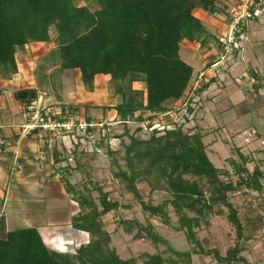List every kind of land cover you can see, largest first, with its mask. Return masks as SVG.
Masks as SVG:
<instances>
[{
    "label": "trees",
    "instance_id": "obj_1",
    "mask_svg": "<svg viewBox=\"0 0 264 264\" xmlns=\"http://www.w3.org/2000/svg\"><path fill=\"white\" fill-rule=\"evenodd\" d=\"M252 1L255 8L264 6V0ZM96 2L98 8L90 10L86 5H75L73 0H0L2 76L16 72V50H22L30 42L50 41L52 28L59 58L58 69H77L82 85L89 91L94 89L96 74L107 75L113 83V92L120 97L118 103L108 109H113L122 123L133 120L152 129L147 139L130 135L124 146L126 169L117 167L114 177L125 182V190L138 199L143 212L160 216L162 224L169 223L165 207L171 205L179 230L184 231L185 238L198 250H175L150 223L124 220L121 223L125 225L124 230L129 232L134 226L135 239L146 236L153 245L164 244L167 251L187 264H191L192 253L210 255L221 264H247L240 254L244 248L243 240L248 239L244 232L249 228L247 225L257 227L259 224L251 220L245 225L231 198L234 194L249 197L253 192H263L264 170L254 165L249 171L246 163L251 158L238 151L237 159L228 157L225 166L215 167L208 158L201 133L182 130L188 112L180 116L183 119L181 124L178 123L180 119L174 121L168 116L174 106H167V102L185 96L192 79L193 67L179 55L182 41L197 42L205 48L208 39L212 38L217 46H222L218 39L210 36L194 11L200 9L210 15L222 14L229 23L231 14L226 5L221 0ZM252 17L255 16L252 14ZM239 24L244 28L246 21ZM139 83L144 86L134 87ZM38 94L35 87H24L16 89L13 97L27 111ZM64 105L60 114L51 116L55 123H64L69 119L67 113L75 112V107L65 112ZM41 111L40 117H44ZM161 116L169 118L163 124H152L155 117ZM93 122L87 118L86 131H90L89 124ZM102 145L100 139L95 146ZM51 153L55 164L66 160L60 158L55 148ZM67 168L68 164L59 166L52 174L59 175L65 193L82 209L71 215L69 225L88 234L89 239L75 245L73 253L61 252L50 249L36 227L6 230L4 216L0 215V264H177L174 258L162 257L158 253L142 252L138 257L120 258L115 247L110 246V234L104 229L101 216L124 206L110 199L109 192L98 186L95 187L98 193L96 205L91 197L78 193L74 184L69 182L64 173ZM138 181L147 182L149 193L162 190L170 198L155 205L145 202L136 186ZM216 205L220 208L214 209ZM209 213L223 214L233 229L234 244L224 255H220L217 249L204 250L195 236L194 228Z\"/></svg>",
    "mask_w": 264,
    "mask_h": 264
},
{
    "label": "rangeland",
    "instance_id": "obj_2",
    "mask_svg": "<svg viewBox=\"0 0 264 264\" xmlns=\"http://www.w3.org/2000/svg\"><path fill=\"white\" fill-rule=\"evenodd\" d=\"M73 1L75 5H86L90 10H96L98 8L96 0ZM221 2L226 5L227 10L229 7L233 8L232 5L227 4V0H221ZM224 18L225 16L222 14H214L211 21H209L210 19L206 20L205 18L199 17L204 28L210 36H213L216 40L226 31V29L219 27V23L225 20ZM248 21L249 20H247V22ZM54 37L55 33L53 29L50 28V41L42 43L30 42L24 46L22 50H16V72L8 73L3 77L0 71V90L3 92V94L0 95L1 107H3L4 104L11 102L14 98L13 92L16 89L30 86L38 89L39 94L42 92L47 94L46 96L48 98L46 103H42V100L39 102L41 109L43 108V104L46 105L49 103L48 108H56L55 106H57V110L59 108V103L56 104L55 102H63L67 110H69L70 107L76 108L75 112L72 114L67 113V115H69V119L66 120L67 122L69 121V123L66 124L67 127L58 129V127H55L52 124L48 125L47 129H41L44 133L40 136L39 140L37 139L38 152L43 148L44 143L47 141V150L49 149L50 151L55 148L59 152L60 158H66V160H63L59 164L53 163L51 165L46 161L49 166L48 168L44 163L40 166L39 163L35 161L37 164L35 174L43 175L52 170V166L54 170H56L57 167L68 164L69 168L65 169L64 173L69 182L74 184L78 193L91 197L95 204L98 205V193L95 187H102L103 191L109 192L110 199H115L123 205L124 207H119L118 209L101 216V219L104 221V229L110 234V246L115 247L120 258L126 259L129 257H138L139 253L148 252L149 254L158 253L162 257L174 258L177 260V264H187L183 259L178 258L171 254L170 251H167L164 244L159 243L153 245L146 236L135 239L134 234L136 228L133 226L130 231L127 232L124 230L125 225L121 224L124 220L133 219L141 224L150 223L154 227V230L163 238L167 239L168 244L175 250H198L195 244L185 238L184 231L179 230L177 218L173 213L171 205L167 204L165 207V212L169 217V223L167 225L162 224V219L159 218L160 216H154L150 215L148 212H143L138 199L134 198L132 193L125 190V182L120 181L113 175V172L117 170V167L126 169L124 146L129 142L130 135L136 138L147 139L149 138L152 129L144 126L145 123L134 122L133 120H130L127 123H122L113 111L111 113L108 106L117 104L120 97L113 92V83L107 79V75L98 74L94 79V89L89 91L82 85L80 73L77 69H58L59 58L57 56L58 53L55 52V43L53 42ZM208 40L209 43H212L213 49H215L217 46L216 42L212 38H209ZM182 46L183 45L180 46L179 55L181 59L185 61L187 54ZM218 48L223 50L222 46H218ZM203 49L204 48H200V55L205 53V50ZM200 55L195 58L199 62H202L204 59ZM196 59L194 60L197 61ZM191 82L194 86V81H192V79L190 80V84ZM143 86L144 85L141 84H135L136 88ZM167 103H171V101ZM16 106L17 105H12V107ZM167 106L170 105L167 104ZM42 110L43 111L41 112L44 113L43 118L46 120L47 117H50V113L46 111L47 107H44ZM54 110L55 109H50L52 112ZM59 111L60 109L57 111V114H59ZM173 111L174 109L169 112L171 119L178 120L179 118H175ZM45 114L47 116H45ZM87 118L94 122L90 125V131H83L82 129H79L80 125L78 124H83V122L86 123ZM166 118L163 116L155 117L152 124L159 122L160 124H163ZM73 120H77V123H74ZM16 122V124H20L19 119H17ZM178 123L182 124V121L179 120ZM184 124L185 123L182 125V130L189 131L190 129ZM245 134L248 136L247 133ZM100 139H102L103 145L97 148L95 145ZM48 144L50 145L48 146ZM107 150H111L112 153ZM52 159L50 158V161ZM3 167H5L4 171H6L4 173L5 176H21V172L18 173L16 170L19 169L20 166L18 167L16 163L13 167H10L9 163ZM57 178L59 179L58 176ZM156 184L157 182L155 185ZM136 186L142 194L145 202H150L155 205L170 198V196L162 190H155L149 193L146 181H138ZM62 188L59 190L54 189L55 195L52 194L53 196L49 197L44 195V197H40L37 193L32 198L28 194H25L24 197L26 203L33 204L34 207L42 208L37 211H43L44 214H47L45 207L50 211L56 209L57 214H54L58 216H52L51 214V217L49 216L47 220L50 224V229H52V226H54V228L56 227V229L64 227L66 226V223L69 225L70 221L68 219H70L71 215L82 211L74 199L66 195ZM0 193L1 196L4 193L2 188H0ZM21 198L23 199V197ZM231 201L237 208L238 215L245 225L251 220L255 224H259L257 227H253V224L247 225L251 229L249 230L248 228L247 231L244 232L248 239L243 240L242 244L244 248L240 254L244 256L247 264H263L264 191L261 193L253 192L249 197L244 196V194H234ZM19 203L20 201H16V206H9L8 202L7 204L5 203L3 207L0 203V214H4L6 230L36 226L35 218L29 213V209L32 210L33 208H22V206H19ZM218 207L220 208L219 205H216L214 206V209ZM223 210L226 211L225 208H223ZM203 219L204 221L201 222L198 227L194 228L195 236L200 242L201 247L204 250L217 249L220 255H224L225 251L229 247H232L235 241L234 232L229 222L223 214L209 213L205 215ZM67 229L72 236L71 244H73V247L72 245L70 247L65 244L63 246L64 248H56L55 250L73 253L76 248L75 245L78 246L80 243L85 242L89 239V235L84 232L76 231L72 229L71 226H68ZM60 230L63 231V229ZM45 233L47 234V232ZM47 240L48 238L44 237V242L49 247L50 243L48 244L49 240ZM190 258L191 264H221L216 262L212 256L200 253H192Z\"/></svg>",
    "mask_w": 264,
    "mask_h": 264
},
{
    "label": "crops",
    "instance_id": "obj_3",
    "mask_svg": "<svg viewBox=\"0 0 264 264\" xmlns=\"http://www.w3.org/2000/svg\"><path fill=\"white\" fill-rule=\"evenodd\" d=\"M227 2L234 7L237 0H227ZM231 8L229 7L228 10L230 11ZM260 10L258 16L250 18L244 25L245 40L242 42L241 48L229 56L224 55V51L220 50L218 46L213 49L212 43L203 49L205 53L202 55H200L199 43L186 40L181 43L187 54L185 62L193 67L192 81H194V86L192 82L189 83L191 86L185 90L184 97L167 104L172 106L175 104L173 111L175 118L180 119V116L182 117L185 112H188L184 125L191 132L199 131L201 133L208 158L218 168L226 165L225 160L228 157L237 159L236 152L238 151L240 154L251 158L246 163V168L249 171L253 169L254 165L264 170V161H261L264 158V6ZM194 14L206 20L210 19L209 21L214 16L200 9H196ZM224 19L219 23V27L227 29L228 18L225 17ZM199 55L204 59L202 62L195 58ZM97 75L94 76V79ZM139 84L143 85L142 83ZM2 94L3 92L0 90V95ZM46 95L44 92L38 94L37 99L27 107L28 111L14 98L8 104H4L3 107L0 106V188L4 190L2 196L0 193V203L2 207L8 202L9 206H16L15 202L20 201L19 206L22 208L32 207L33 211L29 209V213L35 218V227L43 240L44 237H47L49 241L56 239L71 247V245L73 246L71 244L72 236L67 229L70 225L66 223L64 227L56 229L52 226L50 229V224L47 222L51 214L58 216L54 214H57L56 209L53 212L45 207L47 214H44L43 211H37L42 208L34 207L33 204L26 203L24 200L25 194L30 195L31 198L36 193L40 197L43 195L49 197L55 195L54 189L62 188L57 178L59 175L52 174L54 172L53 166L51 167L52 170L43 175L35 174L37 170L35 161L40 166L44 163L47 168L49 166L46 161L49 162V165L53 164L52 150H47V141L38 152L37 139L39 140L44 131L41 129L30 130L31 126L26 129L21 127L31 121V116L28 115L31 114V108L39 105L41 100L42 103H46L48 98ZM55 103H59L57 110V106H55L56 108H48L49 103L42 106L43 108L47 107V111L55 109L54 111L57 113L64 104L63 102ZM12 105L17 106L12 107ZM189 108L192 109L188 111ZM109 110L115 114L113 109ZM168 116L170 117L169 113ZM17 119L20 120L21 125L16 124ZM7 163L10 167H13L15 163L18 167L20 166L16 170L18 173L21 172V176H5L6 171H4L5 167L3 166ZM37 199L39 200L38 197ZM0 215L4 216V214ZM49 243L50 249H56L51 242Z\"/></svg>",
    "mask_w": 264,
    "mask_h": 264
},
{
    "label": "built area",
    "instance_id": "obj_4",
    "mask_svg": "<svg viewBox=\"0 0 264 264\" xmlns=\"http://www.w3.org/2000/svg\"><path fill=\"white\" fill-rule=\"evenodd\" d=\"M263 1V0H261ZM260 12V9L255 8L254 3L252 0H239V2L237 3V5L231 10V21L228 24V27L226 29V31L221 34V36L218 37L219 41L222 43V48L224 50V55L226 54H230L231 52H233L234 50L238 49L241 46V42H243L245 35L243 32V28L241 26V24H239L240 22L242 23V21L247 20L248 18L251 17V15L253 14L258 15ZM38 112L37 110H35V112L33 113V117L32 119H35V123L36 120H41V118L38 119ZM48 122L44 123L42 126L43 128H47L48 125H54L55 127L58 128H62V127H67V123H54L53 121L50 120V118H47ZM174 121H178L175 120ZM79 129H82L83 131H85L87 124L85 122H83V124L79 123ZM91 125V124H90ZM102 125V124H99ZM31 128L35 126V124H27L25 125L23 128ZM264 264V263H263Z\"/></svg>",
    "mask_w": 264,
    "mask_h": 264
},
{
    "label": "clouds",
    "instance_id": "obj_5",
    "mask_svg": "<svg viewBox=\"0 0 264 264\" xmlns=\"http://www.w3.org/2000/svg\"><path fill=\"white\" fill-rule=\"evenodd\" d=\"M239 2V0H237V3ZM237 3H236V5H237ZM235 5V6H236ZM234 6V7H235ZM233 7V8H234ZM233 8H231L230 9V11H229V13L231 14V10L233 9ZM261 11V10H260ZM260 13V12H259ZM259 15V14H258ZM258 15H255V16H258ZM247 20H249V19H247ZM247 20H245L246 22H247ZM230 23V22H229ZM228 23V24H229ZM228 24H227V27H228ZM243 32H244V35H245V31H244V28H243ZM244 40H245V38H244ZM243 40V41H244ZM241 45H242V42H241ZM241 48V46L238 48V49H236V50H239ZM236 50H234V51H236ZM224 51V50H223ZM233 51V52H234ZM230 54H232V52L230 53ZM230 54H226V56H229ZM42 109H44V108H42ZM41 108H40V106L39 105H36V107H34V108H31L30 110H31V114H30V116H31V121L30 122H27L26 124H24V125H22L21 127L23 128L25 125H27V124H29V125H31V124H35V126L34 127H32V128H30V130H32L33 128H35V127H37V126H39L41 129L43 128V124L44 123H46V122H48V120L46 119H44L43 117H40V111L42 110ZM35 110H37V112H38V119L39 118H41L42 119V121L41 120H36V123H35V119H32V117H33V113L35 112ZM47 111V110H46ZM48 113H52L51 115H50V117L49 118H51V116L52 115H54V114H56V115H58L57 113H55L54 111L52 112V111H47ZM59 114H60V112H59ZM45 116H47V115H45ZM48 118V117H47ZM51 120V119H50ZM52 121V120H51ZM54 122V121H53ZM65 122H67V121H65ZM64 122V123H65ZM55 123V122H54ZM87 124V123H86ZM90 125V124H89ZM87 127V126H86ZM43 129H47V128H43ZM58 129H62V128H58Z\"/></svg>",
    "mask_w": 264,
    "mask_h": 264
},
{
    "label": "bare ground",
    "instance_id": "obj_6",
    "mask_svg": "<svg viewBox=\"0 0 264 264\" xmlns=\"http://www.w3.org/2000/svg\"><path fill=\"white\" fill-rule=\"evenodd\" d=\"M59 237V236H58ZM48 241V240H47ZM49 242H51V244L53 245V247H55V248H64L63 246H64V242H62V241H59V240H56V239H52L51 241H49ZM49 242H48V244H49ZM68 244H70V243H68ZM51 245V246H52Z\"/></svg>",
    "mask_w": 264,
    "mask_h": 264
}]
</instances>
